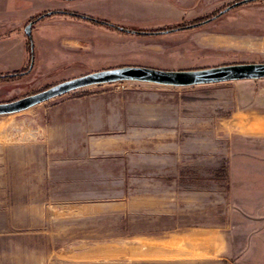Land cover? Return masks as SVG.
Masks as SVG:
<instances>
[{"label": "rangeland", "instance_id": "obj_1", "mask_svg": "<svg viewBox=\"0 0 264 264\" xmlns=\"http://www.w3.org/2000/svg\"><path fill=\"white\" fill-rule=\"evenodd\" d=\"M231 1H183L181 21ZM157 2L77 8L147 27L140 20L170 19ZM19 3L8 0L4 16ZM54 19L35 22L45 35L30 36L31 58L42 63L0 81V101L122 63L264 61V0L150 35L77 17L46 25ZM0 264H264V78L115 81L0 114Z\"/></svg>", "mask_w": 264, "mask_h": 264}, {"label": "water", "instance_id": "obj_2", "mask_svg": "<svg viewBox=\"0 0 264 264\" xmlns=\"http://www.w3.org/2000/svg\"><path fill=\"white\" fill-rule=\"evenodd\" d=\"M245 1L247 0L235 1L225 9ZM25 33L31 36V22L27 23L25 26ZM32 63L33 58L30 60L29 67L32 66ZM258 78H264V61H241L213 66L179 69H167L139 64L118 65L73 76L37 92L23 95L12 100L0 101V114L20 112L37 103L80 87L115 81L129 80L170 86H187Z\"/></svg>", "mask_w": 264, "mask_h": 264}, {"label": "crops", "instance_id": "obj_3", "mask_svg": "<svg viewBox=\"0 0 264 264\" xmlns=\"http://www.w3.org/2000/svg\"><path fill=\"white\" fill-rule=\"evenodd\" d=\"M8 0H0V70L1 71H9L12 69L22 68L27 64L28 57L26 52V33H25V22L27 19L34 15L37 12L43 10H75L83 13H91L93 10L87 11L84 8H77V3L79 0H18L20 5L15 8V15H6L9 11L5 10V6ZM97 3L101 2V5L109 4L112 6L113 13L117 12L118 9H130V6L137 5L139 0H94ZM159 2L153 4L156 6L154 9L160 10V7H164L163 12L170 16V19L163 18L160 20H140L145 21V23L149 24V26H161L165 24H173L181 21V3L184 1L186 4L193 3L195 0H162L164 3ZM204 0H201V2ZM31 2V3H30ZM42 2H46V5H43ZM200 2V3H201ZM30 3V4H29ZM203 3V2H202ZM194 4V3H193ZM129 5V6H128ZM94 14V13H93ZM99 16L109 20L113 17L110 16L108 9H102V11L98 12ZM52 16V15H49ZM54 17H58L61 19H54L55 21H49L48 26L59 27L64 29L67 23H72L70 20L73 16H69L68 14H53ZM57 20V22H56ZM159 21V23H156ZM129 23H136L135 20H129ZM141 22V25L143 24ZM42 23V22H41ZM40 23V24H41ZM45 23V22H43ZM40 24H34L31 28V35L34 40H39L45 35L43 32V28H41ZM63 38V37H61ZM65 38V37H64ZM41 57L38 56L37 52H35V56L33 59L32 66L30 68H35L42 62ZM44 61V59H43ZM126 65L128 63H122ZM130 64H149V63H130ZM154 65V64H153ZM155 66V65H154ZM158 66V65H157Z\"/></svg>", "mask_w": 264, "mask_h": 264}, {"label": "trees", "instance_id": "obj_4", "mask_svg": "<svg viewBox=\"0 0 264 264\" xmlns=\"http://www.w3.org/2000/svg\"><path fill=\"white\" fill-rule=\"evenodd\" d=\"M242 3L243 2H241L240 4H242ZM227 4L220 6V7H216V8L212 9L211 11H209L205 14L196 16V17L191 18L189 20H182V21H179V22H176L173 24H165V25L155 26V27H136V26L122 25V24H118V23H113V22H111L105 18H98V17L92 16V15H84L81 13L70 12V11H65V10H50L48 12L44 10V11H40V12L35 13L30 18H37L38 17V19L40 20V19H43V18H45L49 15H53V14H69V15H72L74 17L89 20L92 23L104 24V25H106L110 28H113L115 30H118V31H123V32H128V33H133V34L150 35V34H160V33L172 32V31L181 30V29H185L188 27H192V26H197L199 24H204L207 21H209V20L215 18L216 16H219L221 13L225 12L226 10H224L223 8ZM42 14H43V16H42ZM26 38H27V40H26L25 45H26V50L28 53V63L22 68H17V69H12L9 71L0 72V81L14 80V79L19 78L22 75H24L30 71L31 68L29 67L30 66L29 62H30V58L33 55V51L31 48V39L27 35H26ZM54 83H57V82L46 84L41 89L49 87L50 85H52ZM34 92H37V90L33 91L31 93H34Z\"/></svg>", "mask_w": 264, "mask_h": 264}, {"label": "flooded vegetation", "instance_id": "obj_5", "mask_svg": "<svg viewBox=\"0 0 264 264\" xmlns=\"http://www.w3.org/2000/svg\"><path fill=\"white\" fill-rule=\"evenodd\" d=\"M235 1H239V0H233V1H231V2H229L223 9L224 10H226L225 8L227 7V6H229V5H231L233 2H235ZM219 7V6H218ZM216 8V7H215ZM214 9V8H213ZM55 10V9H54ZM44 11V10H43ZM45 11H50V10H45ZM65 11H70V12H77V13H81V14H84V15H89V14H87V13H83V12H78V11H75V10H65ZM211 11V10H210ZM46 13V12H45ZM69 15V14H68ZM32 16V15H31ZM30 16V17H31ZM41 16V15H40ZM42 16H43V14H42ZM70 16H72V15H70ZM28 18L27 19V21L25 22V26L27 25V23H29V22H31V28H32V26L35 24V22L37 21V20H39L38 19V17L37 18ZM74 17V16H73ZM78 18V17H77ZM84 20H86V19H84ZM87 21H89V20H87ZM91 22V21H90ZM25 28V27H24ZM25 30V29H24ZM27 35V34H26ZM28 36V35H27ZM29 38H30V36H28Z\"/></svg>", "mask_w": 264, "mask_h": 264}]
</instances>
